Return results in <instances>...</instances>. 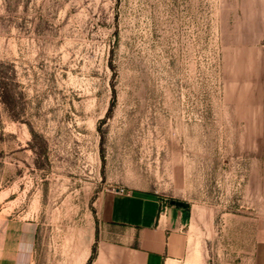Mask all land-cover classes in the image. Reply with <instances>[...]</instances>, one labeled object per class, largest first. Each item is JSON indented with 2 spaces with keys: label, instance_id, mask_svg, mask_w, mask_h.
I'll return each mask as SVG.
<instances>
[{
  "label": "rangeland",
  "instance_id": "rangeland-1",
  "mask_svg": "<svg viewBox=\"0 0 264 264\" xmlns=\"http://www.w3.org/2000/svg\"><path fill=\"white\" fill-rule=\"evenodd\" d=\"M256 37L254 0H0V228L34 222L36 264H79L98 197L144 189L211 213L198 258H250Z\"/></svg>",
  "mask_w": 264,
  "mask_h": 264
},
{
  "label": "crops",
  "instance_id": "crops-1",
  "mask_svg": "<svg viewBox=\"0 0 264 264\" xmlns=\"http://www.w3.org/2000/svg\"><path fill=\"white\" fill-rule=\"evenodd\" d=\"M256 42L264 41V0H254ZM264 55V54H263ZM262 55V57H263ZM260 144L264 155V85L260 91ZM144 189L104 191L97 200L98 226L91 249L79 264H208L195 254V241L211 213ZM180 200V199H175ZM247 245L240 251H245ZM250 258L222 264H264V228L253 239ZM37 224L8 220L0 228V264H36Z\"/></svg>",
  "mask_w": 264,
  "mask_h": 264
},
{
  "label": "water",
  "instance_id": "water-1",
  "mask_svg": "<svg viewBox=\"0 0 264 264\" xmlns=\"http://www.w3.org/2000/svg\"><path fill=\"white\" fill-rule=\"evenodd\" d=\"M171 202H172L173 204H177V205H180V206H187V205H188L187 202L182 201V200H175V199H172Z\"/></svg>",
  "mask_w": 264,
  "mask_h": 264
},
{
  "label": "built area",
  "instance_id": "built-area-1",
  "mask_svg": "<svg viewBox=\"0 0 264 264\" xmlns=\"http://www.w3.org/2000/svg\"><path fill=\"white\" fill-rule=\"evenodd\" d=\"M116 190L119 192H126V190L124 188H117Z\"/></svg>",
  "mask_w": 264,
  "mask_h": 264
}]
</instances>
